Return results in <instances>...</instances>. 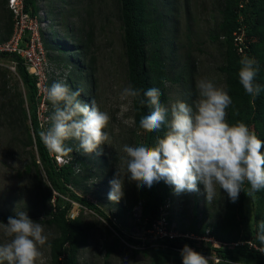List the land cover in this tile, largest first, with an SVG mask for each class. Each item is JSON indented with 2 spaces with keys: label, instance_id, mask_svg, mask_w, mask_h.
Listing matches in <instances>:
<instances>
[{
  "label": "rangeland",
  "instance_id": "rangeland-1",
  "mask_svg": "<svg viewBox=\"0 0 264 264\" xmlns=\"http://www.w3.org/2000/svg\"><path fill=\"white\" fill-rule=\"evenodd\" d=\"M6 1L0 0V42L8 39L13 26ZM34 1L35 16L42 23L45 66L51 68L44 91L56 81H65L73 90L81 91V100L95 99L111 117L107 128L110 145L85 154L78 141L67 142L72 148V159L68 164L61 163L72 170V182L67 188L95 205L120 232L141 243L146 225L136 183L125 182L124 196L118 203L108 199L109 181L125 156L123 146L144 141V134L135 130L132 104L120 98L129 83L117 0ZM155 3L163 24L161 47L167 77L166 105L178 101L192 104L197 98L196 83L201 79L212 80L226 89L225 75L219 70L224 65L226 50L222 28L224 0H155ZM151 16L150 13L149 19ZM250 17L255 20V14ZM58 74L65 78H58ZM33 108L38 122L35 131L39 135L49 126L48 116L52 111L46 93L39 96L36 88L32 103L17 69H10L8 58L0 59V225L7 223L8 217L16 212L26 211L31 219L44 225L46 232L52 233L50 242L59 234L57 227L49 223L54 206L68 199L55 192L48 197L49 181L31 126ZM250 129L264 140L262 121L251 123ZM47 152L58 170L61 166L56 156ZM77 165L79 172L75 171ZM166 185L171 224L177 231H191L192 226L198 232L209 228L226 242L250 234V239L259 245L255 225L264 220V189L256 193L254 200L248 196L244 199L246 221L236 218L224 224L227 194L222 190L218 188L216 198L208 203L202 184H198L197 192L179 195ZM67 217L78 221L87 231L86 245L77 252V264H151L158 251L156 247L142 249L131 245L100 214L74 202ZM7 240L0 227V244ZM42 251L46 264H51L49 247L46 245ZM165 255L176 260L169 253ZM239 255L236 253V259L230 264H264L255 256Z\"/></svg>",
  "mask_w": 264,
  "mask_h": 264
},
{
  "label": "clouds",
  "instance_id": "clouds-1",
  "mask_svg": "<svg viewBox=\"0 0 264 264\" xmlns=\"http://www.w3.org/2000/svg\"><path fill=\"white\" fill-rule=\"evenodd\" d=\"M239 65V83L255 100L261 92V86L255 82L259 71L257 61L242 55ZM64 78L62 74L61 79ZM164 83L167 86V82ZM196 90L197 98L192 104L178 101L165 105L157 87L144 91L129 85L123 89L122 101L129 105L135 101L150 108L139 120L144 132L166 130L162 137H157L154 146H123L125 156L109 181L110 201L118 203L123 198L126 181L135 182L138 188H151L162 180L177 195L197 192L198 184H202L208 203L216 198L218 188L232 203L239 199L241 192L254 200L256 193L264 189V140L245 122H228L227 109L232 98L225 88L212 80L201 79L196 83ZM45 93L52 111L48 116L49 126L41 130L39 136L58 161L71 162L72 148L67 143L70 140L78 141L85 154L111 144L107 131L111 117L101 110L95 99L81 100V91L73 90L65 81L52 83ZM75 171H80L79 165ZM0 227L8 238L0 244V264H46L42 249L51 246L52 233L31 219L28 212H16ZM255 230L259 245L251 241L247 244L262 255L264 220L256 223ZM180 256L182 264H221L218 258L206 257L187 244Z\"/></svg>",
  "mask_w": 264,
  "mask_h": 264
},
{
  "label": "trees",
  "instance_id": "trees-1",
  "mask_svg": "<svg viewBox=\"0 0 264 264\" xmlns=\"http://www.w3.org/2000/svg\"><path fill=\"white\" fill-rule=\"evenodd\" d=\"M243 1L244 0H224L222 28L226 50L224 65L219 68V70L225 75V87L232 98V104L227 109L228 122L232 124L236 121H243L250 127L251 123L254 122L262 121L264 124V0H248L247 4L242 9V13L245 15L246 23L248 24L247 35L253 36L256 39L245 51L247 56L257 61L259 67L255 82L261 86V92L255 100L245 93L243 86L239 83L238 70L241 57L237 54L236 48L233 45L232 34L238 27L236 22V11ZM23 2L24 10L29 12L32 16H35V1L23 0ZM117 3L119 6V20L122 31L128 83L144 91L151 87L159 88L162 93L161 101L166 105L168 98L164 82L167 77L162 60L161 47V29L163 24L160 15L157 14L155 0H117ZM150 13L152 16L149 19L148 16ZM251 14L252 16L255 14V20L254 18L251 19ZM2 58L5 59L7 56H2ZM14 59L18 62V75L27 86L30 100L34 103L36 82L27 74L22 65V61L18 57H14ZM48 69L49 81L51 68ZM58 78L61 79L60 76H58ZM132 108L135 130L138 133L144 134V141L142 144L154 146L153 144H156L157 137H162L166 129H162L159 132H144L139 127V120L142 115H147L149 113L150 108L147 105L141 106L135 101L132 103ZM30 120L36 138V148L45 175L49 181L48 197L51 198L52 192H55L61 197L68 199L67 202L54 206V212L51 214L49 220V223L54 224L59 232L58 236L49 242L51 245L49 247L50 263L77 264L78 249L86 245L87 231L78 225V221L71 220L67 217L71 202L100 214L114 228L118 235L131 245L135 246L140 244L139 241L129 238L113 226L111 220H108L95 205L80 198L67 188V185H70L72 182L71 167L63 165L59 167L58 170H55L48 152L40 140V136L35 131L38 122L34 108L31 110ZM258 137L260 138V136ZM32 164L37 168V163L34 158H32ZM245 190H247V185L245 186ZM167 192V185L162 180L154 183L151 188L146 186L139 188L141 213L145 220L146 228L158 217L159 208L167 199ZM246 197V194L241 192L239 199L235 203H232L227 196L226 210L222 220L224 224H228L236 218L241 221H246V216L243 214V202ZM204 231L198 232L195 227L192 226L191 231L187 232L200 234ZM249 235L250 234L240 239L236 236L233 238L234 240L229 242L250 240L256 244V242L250 239ZM213 236L218 239L214 234ZM191 243L192 242L186 239H177L166 242V245L178 246ZM156 249H158L159 252L157 251L154 255L151 264H182L178 256L169 249L159 247H156ZM205 252L208 253V250H205ZM166 253L174 256L176 260H170L167 255H165ZM219 253L222 259L221 264H230L233 262L236 259V253L245 256H255L264 263V254H259L253 249H250L247 245L235 251H218V254Z\"/></svg>",
  "mask_w": 264,
  "mask_h": 264
},
{
  "label": "built area",
  "instance_id": "built-area-1",
  "mask_svg": "<svg viewBox=\"0 0 264 264\" xmlns=\"http://www.w3.org/2000/svg\"><path fill=\"white\" fill-rule=\"evenodd\" d=\"M247 2L248 0H244L236 11V22L238 27L232 34L233 45L240 57L246 55L245 51L248 49L249 45L255 42L253 36L247 35L248 24L246 23L245 15L242 13V9ZM7 8L13 17V26L9 38L4 42H0V59H3L2 56H7L10 69L15 71L18 67V62L14 57H18L22 61L25 71L35 80L36 88H38V94L40 96L42 93H45L44 84L47 83L49 79V69L45 66V54L42 48V23L37 16H32L29 12L24 10L23 0H7ZM61 163V161H58V165L61 166ZM177 239L189 240L192 242V245H187L194 250L199 251L206 257L214 256L221 262L222 259L218 251H235L242 246H248L247 242L250 241H221L213 236L209 228L205 229V231L200 234L179 232L175 230L170 223V201L166 199L159 208L158 217L149 224L146 230H144V238H142V242L138 245L142 249L153 247L169 249L177 255L182 262L180 251L185 244L178 246L166 245V242ZM249 248L259 252L252 247ZM205 250H208V253H206Z\"/></svg>",
  "mask_w": 264,
  "mask_h": 264
},
{
  "label": "crops",
  "instance_id": "crops-1",
  "mask_svg": "<svg viewBox=\"0 0 264 264\" xmlns=\"http://www.w3.org/2000/svg\"><path fill=\"white\" fill-rule=\"evenodd\" d=\"M170 222H171V219H170ZM176 230V229H175ZM179 232H181V231H179Z\"/></svg>",
  "mask_w": 264,
  "mask_h": 264
}]
</instances>
